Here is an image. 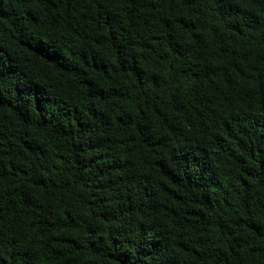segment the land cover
Returning a JSON list of instances; mask_svg holds the SVG:
<instances>
[{"label": "trees", "instance_id": "trees-1", "mask_svg": "<svg viewBox=\"0 0 264 264\" xmlns=\"http://www.w3.org/2000/svg\"><path fill=\"white\" fill-rule=\"evenodd\" d=\"M0 264H264V0H0Z\"/></svg>", "mask_w": 264, "mask_h": 264}]
</instances>
